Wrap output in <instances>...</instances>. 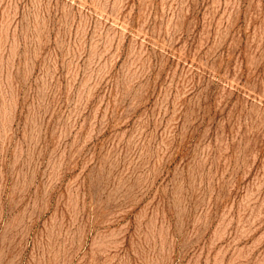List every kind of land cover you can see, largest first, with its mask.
Instances as JSON below:
<instances>
[{"label": "rangeland", "instance_id": "obj_1", "mask_svg": "<svg viewBox=\"0 0 264 264\" xmlns=\"http://www.w3.org/2000/svg\"><path fill=\"white\" fill-rule=\"evenodd\" d=\"M0 264H264V0H0Z\"/></svg>", "mask_w": 264, "mask_h": 264}]
</instances>
